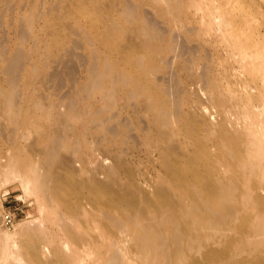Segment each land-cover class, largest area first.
<instances>
[{"label":"bare ground","instance_id":"6f19581e","mask_svg":"<svg viewBox=\"0 0 264 264\" xmlns=\"http://www.w3.org/2000/svg\"><path fill=\"white\" fill-rule=\"evenodd\" d=\"M18 1L0 0V25ZM97 1L47 0L36 13L45 32L31 35L29 51L0 36V185L19 179L38 209L14 229L3 211L0 261L29 264L22 247H47L43 255L61 264H264V224L253 238L238 233L243 223L227 226L242 177H264V28L246 29L222 2L145 0L154 16L140 8L135 16L146 23L101 29L99 8L136 12L138 4ZM30 16L18 20L20 39ZM72 33L95 41L89 79L73 78L48 102L34 96L32 68L48 65L63 43L77 45ZM50 73L62 87L63 70ZM37 105L55 107L51 117L41 113L45 123ZM34 127L53 135L28 141ZM243 163L251 164L244 176ZM49 211L59 212L50 219L58 217L60 232L46 224Z\"/></svg>","mask_w":264,"mask_h":264},{"label":"rangeland","instance_id":"374dc122","mask_svg":"<svg viewBox=\"0 0 264 264\" xmlns=\"http://www.w3.org/2000/svg\"><path fill=\"white\" fill-rule=\"evenodd\" d=\"M91 1L93 2L92 4H94L95 0H91ZM104 1H106V0H98L97 3L102 4ZM131 1H133V0H131ZM203 1L216 2V3L222 2L223 3L222 9L227 11V15H231V14L237 15L238 14L241 17H245L244 22L246 25L244 27L246 29H250L254 25H258V24H260L261 27L264 28V0H203ZM48 2H47V0H44V1L38 0L37 5H35V6H33L31 2L28 4L27 0H19L18 2L14 3L15 8L13 7V12H11V11L6 12V14L4 15V18H3V22L0 25V36H1V38L7 39L6 41L13 44V46L15 48H17L19 46L20 48L22 47V48H24V50L26 49L27 51H29L30 46L33 44V38L31 37V35L37 31L38 32L40 31L41 33L45 32L44 31V24L45 23L43 24L44 19H42V14L36 15V13L38 12V10H37L38 8H40L42 12L46 11L48 9V5H49ZM3 4L1 5V8H0L1 12L5 8V6ZM135 4H138L136 7V12H130L128 10L125 11L124 7L122 5H118L116 9H113L114 13L109 12V11L106 12V10L102 13L103 10L102 9L100 10V8H99L98 13H99L100 19L98 22V28H101V29L108 28V25L110 23H112V22L116 23L117 21H122V20L127 21L130 27L136 28L138 25H140L142 23H146V22L141 21V18H138L135 16L136 13L138 12L139 8L141 10L143 9L146 13L149 14V16H154V13H155L154 8L151 5H149V3H147L145 0H140V1L137 0L135 2ZM69 5L70 4H68V6ZM21 7H23V8L21 9ZM62 8H64V7L61 5V9ZM61 9H59V10L58 9H52L49 12V15L50 14H60L61 11L63 10V9L62 10ZM209 9H210V6H205L206 11H208ZM25 12H27V13L32 12V16H30L32 18L28 19V21L26 22L25 30L27 31L26 33H27L28 37L25 39H22V38L20 39V37H19L20 26L18 24V20H20V17L22 15H24ZM31 19H34L35 21H31ZM60 20L62 21L63 17H61ZM65 20L66 21H68V20L73 21L72 17H67ZM9 21H10V23H9ZM66 21H64V22H66ZM31 22L34 23V26L33 25L31 26ZM160 26L163 27L164 22H161ZM108 31H109V29H108ZM152 31L153 30H149L148 33L151 34ZM70 36H71V38H73V40L77 39L76 40L77 45L72 46L70 41L63 43L62 47L57 48L55 50V52H54L55 55L51 56V59L49 60L50 62L47 63L48 65H44V63L41 64L43 67L41 66L40 71L38 70L37 67H36V69H33L32 66L29 65L30 68H32L31 73L37 76L34 83H33V86H32V92H33L34 96L39 95V94L43 95L42 97H44V98H42V99L44 101H47V102L49 101V97H47V94L50 93L51 91L57 92V94H54V96L61 95L62 92L63 93L69 92L72 88V83H70V82H72L73 78L79 79L81 81H84V80L87 81L90 77L89 73L91 70L92 59L89 57L91 55L96 54L95 41H94V39L93 40L91 39V41L87 40L84 42V40H82L81 36H78V34H76V33H72ZM100 36H103V34H101ZM21 40H23V41H21ZM81 44H82V46H80ZM138 47H140L139 42L137 43L136 48H138ZM69 48L70 49L74 48L75 52L73 54H69L68 53ZM104 55L105 54H103L102 56H104ZM52 58H54L55 60H53ZM64 60L68 61L69 62L68 64L72 63L73 67H71V69H69L70 67H66L65 65H62ZM74 61H76V62H74ZM74 63H76V64L74 65ZM54 64L57 65L58 68H61L63 70L65 82H64V85L62 87H59V82H57L58 78L52 76V74L50 73L54 69V66H55ZM70 74H72V76ZM69 76H71V77H69ZM201 83H202V81H199V84H201ZM192 85H194V84H192ZM66 88H68V89H66ZM69 88H70V90H69ZM54 108H55L54 106L51 108H48L47 105H46V107L37 105L35 107V111H37L36 113H39L40 116L35 114L36 115L35 117L38 119V121L40 123H43V122L45 123L46 118L41 116V113L45 112L46 115H49L51 117V115H53L51 112L54 111ZM59 108L64 109V105H62V106L60 105ZM49 109L51 110V112ZM33 130H34V132L28 138V141H31L32 139L34 140V138L38 137V138H40V142H44L45 140H47L49 137H52V135H53L52 131L46 132V134H45L44 132H42V130H38L36 127H34ZM23 149H25L23 152H26L27 154L32 153L31 148L29 150H27L28 148H23ZM254 156H256V153L254 154ZM249 167H251L250 163L249 164L243 163V165L241 167L242 169L239 168L241 170L240 172H242V176H244V173H246L248 171ZM256 169H258V166L256 167ZM253 170H254V168H253ZM228 173H231V172L228 171ZM246 181H247V183H246ZM246 181H243V177H242V180H241V182L237 188V190L238 189H240V191L242 190L241 191L242 196H240V201H237L233 205L232 220L230 221L229 225L227 224V226L230 227V224H231V227H232V226H234L235 223H237V224L243 223V231L238 232V233L241 236L245 235L246 238H248L250 236L253 238L255 236L254 233H256L255 227H256L257 223L259 224V221H260L261 223L264 224V202L258 203L256 201H253V198L256 195L257 196L258 195L264 196V188H263L264 186L262 187L259 184L258 188L253 187L252 188L253 190H251L250 188H251V184L255 183V182H257V184L262 182L261 184H263L264 183V177H261L258 180L257 179L254 180L253 178H250ZM245 189H246V191L243 192ZM257 190H259V191H257ZM248 192H250L251 194H249ZM259 193H261V194H259ZM250 199H251V201H249ZM56 207H59V206H56ZM6 209L11 210L16 215V223L24 221L28 218H32L35 216V214L38 213L36 197L32 194L26 195L22 185L19 182V179H17V178L16 179L11 178V179L7 180L5 183H3L2 185H0V217H1V219H2V213ZM235 210L237 211V213ZM57 211H55V212L49 211V213L47 214L48 219L46 220V224L50 225V227L54 228L55 230L58 229V231H59L60 230L59 225H58V223L55 222L58 219V217L56 219H50V218L56 217V214H59V212L57 213ZM1 219H0V221H1ZM59 221H61V220H59ZM14 228L15 227H12L11 229H14ZM223 229H225V228H223ZM223 229H221V230H223ZM226 229H227V232L234 231V228H231V229L226 228ZM221 230H218V232H221ZM199 231L200 230H196L194 232H199ZM45 235H47V234H45ZM49 235L50 234H48L47 236H49ZM54 243L55 242H53V244ZM46 249H47V247H45V249H43V250H40V248H39V250H36L35 253H30L29 248L22 247V252H21L22 254L21 255H22V257H24V259H26V262L29 261L31 264H61V261L59 259H57L56 257H54V254H52V253H50L47 256H44L43 253H44V250L46 251ZM6 259L5 260L2 259L3 261H0V264H7L8 262L11 263L14 261L13 259H11V260H8L9 258L7 260ZM16 259L17 258H15V260ZM17 262H19V260ZM13 264H15V262H13ZM20 264H21V262H20Z\"/></svg>","mask_w":264,"mask_h":264},{"label":"built area","instance_id":"2783aa9c","mask_svg":"<svg viewBox=\"0 0 264 264\" xmlns=\"http://www.w3.org/2000/svg\"><path fill=\"white\" fill-rule=\"evenodd\" d=\"M16 222V215L11 210H5L3 215V223L7 227H13Z\"/></svg>","mask_w":264,"mask_h":264}]
</instances>
